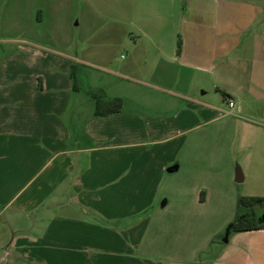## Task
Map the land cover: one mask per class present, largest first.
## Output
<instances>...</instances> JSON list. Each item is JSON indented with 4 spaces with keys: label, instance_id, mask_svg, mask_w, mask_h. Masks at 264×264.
<instances>
[{
    "label": "crops",
    "instance_id": "crops-1",
    "mask_svg": "<svg viewBox=\"0 0 264 264\" xmlns=\"http://www.w3.org/2000/svg\"><path fill=\"white\" fill-rule=\"evenodd\" d=\"M55 10L0 0V264H264V229L189 243L239 195L264 198V0H122L45 37ZM106 26L141 40L119 70Z\"/></svg>",
    "mask_w": 264,
    "mask_h": 264
},
{
    "label": "rangeland",
    "instance_id": "rangeland-1",
    "mask_svg": "<svg viewBox=\"0 0 264 264\" xmlns=\"http://www.w3.org/2000/svg\"><path fill=\"white\" fill-rule=\"evenodd\" d=\"M51 4L55 5L56 10L49 14H45L43 16L44 21L38 28L45 37H50L53 34L57 36L60 32H68L70 24L72 25L74 34L78 32L84 33L92 24L97 22L100 23L102 18L109 15L113 10L119 9L120 15L122 14V0H51ZM23 29L24 31L27 30L26 25ZM54 29L56 30L55 32H53ZM110 29L111 27L109 28L106 26L98 34L100 39L99 45L103 47L105 52V58L101 61L104 62V66L107 63H111L112 65L108 66L113 70H119V65L121 66L127 63L131 58L141 53V40L136 31H134L133 26H131L130 29H121V31H112ZM107 30L111 33V37L116 40L115 42L112 40L110 41V39L106 37ZM93 66H95L94 68H98L96 66L102 65L100 63H94ZM94 68L86 67L87 71L93 75V80H98L100 82L108 80V75ZM120 72L123 76L130 77L122 71ZM210 97L212 100L216 99L220 102L222 100L221 94H217L215 98L212 95H210ZM159 190L161 193L163 192L162 185ZM201 193L205 195L204 191ZM255 211L258 217L264 219V203L258 205ZM226 218H233L230 219L233 221L235 215L234 217H229L228 214H224L219 218L212 214L208 216L207 219H203L199 222L198 225L196 224L197 228L189 242L190 245L197 248L206 238H210L208 242H211V238H214L217 243L222 244L225 240L226 227L229 224L224 225V221L227 222Z\"/></svg>",
    "mask_w": 264,
    "mask_h": 264
},
{
    "label": "trees",
    "instance_id": "trees-1",
    "mask_svg": "<svg viewBox=\"0 0 264 264\" xmlns=\"http://www.w3.org/2000/svg\"><path fill=\"white\" fill-rule=\"evenodd\" d=\"M181 46V39L178 37L176 47L177 56L181 53ZM219 92L223 99L228 97L225 92L220 90ZM96 102L95 116L119 112L122 106V101L118 98L108 102H103L101 99H98ZM203 196V193H201V199H203ZM262 203H264L263 197L243 195L237 197L235 218L226 227L225 241L237 233L264 229V219L258 217L255 211V208Z\"/></svg>",
    "mask_w": 264,
    "mask_h": 264
},
{
    "label": "water",
    "instance_id": "water-1",
    "mask_svg": "<svg viewBox=\"0 0 264 264\" xmlns=\"http://www.w3.org/2000/svg\"><path fill=\"white\" fill-rule=\"evenodd\" d=\"M242 174L240 173V171L236 172V176H235V181L236 182H242Z\"/></svg>",
    "mask_w": 264,
    "mask_h": 264
},
{
    "label": "built area",
    "instance_id": "built-area-1",
    "mask_svg": "<svg viewBox=\"0 0 264 264\" xmlns=\"http://www.w3.org/2000/svg\"><path fill=\"white\" fill-rule=\"evenodd\" d=\"M227 105H228V107L230 108V109H232L233 107H234V103H233V101H228L227 102Z\"/></svg>",
    "mask_w": 264,
    "mask_h": 264
}]
</instances>
